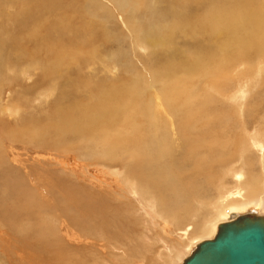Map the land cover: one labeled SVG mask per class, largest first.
<instances>
[{"label": "rangeland", "instance_id": "rangeland-1", "mask_svg": "<svg viewBox=\"0 0 264 264\" xmlns=\"http://www.w3.org/2000/svg\"><path fill=\"white\" fill-rule=\"evenodd\" d=\"M130 1L131 2L134 1L135 4L139 6L138 9L135 8L138 11V13H136V17L127 16V20H126L127 27L133 26L134 28L133 33H129L127 30L124 29L123 27L124 24L122 25L121 18L120 20L119 19L116 20L118 21V23L116 21L114 22V20L111 19L105 20L104 18L102 19L101 17L99 18L94 15H90L89 17L84 19L87 16V14H85L86 11L88 12L91 7V4L87 0L86 1L85 0H32V1L31 0H9V1L0 0V27H1L0 36H6L15 39L14 37L17 38V36H21L25 34L26 31H30V30H34L35 28H38L37 30L42 32V34L47 33L55 37L57 33V30L55 29L59 28L57 25H60L65 29H67V27L68 29H74L75 26L73 23L78 21L82 28L88 26L89 22L92 24V22L96 23L97 21H99V24L105 28L107 33L111 31V33H108L109 37H106L102 31H99L98 33V38L100 37V41L104 45L99 46L98 44H96L99 48V51L95 56V58L93 59L94 63L92 62L93 64H91L94 66V68L92 67L93 68L92 71L90 70L89 67H86L85 65L81 67V69H79L78 66L75 68L74 66L70 67V69L73 68L74 70L72 74L69 75L70 78H73L70 81L66 80L67 73L59 72L56 70L55 73H53V76L55 78L51 75L52 78L50 79V81L47 80L46 84L41 85L38 88H34L33 90L29 89L30 91H32L30 92L29 90H26L24 87L26 86L29 87L32 81L39 78V73H40L39 70L32 72L28 70V72L31 73L29 74L30 75L29 79L26 80L19 79V81L16 83L18 85H15L16 81L14 82L11 77L13 76V73L18 74L19 71L24 67L28 68V64L35 63L34 61L29 62V59L27 61L26 59L22 58L21 62L16 63V66H14V63L9 64L8 62H6L8 64L5 63L0 64V68H3L0 69V73H1L0 74V105L1 106L3 105L2 108L0 106V110L4 109L3 111L2 110L0 111L1 113L0 118L6 119V117L9 115L7 110L8 108L14 109L18 107L17 109L19 110V114L12 116V118L11 116L10 117L8 116L9 118L7 119L9 120L7 121L6 119L5 122L4 119L3 120L4 125L0 126V154L2 155V159H0V229L7 232L8 238L11 236L10 237L11 239L10 238L9 239L11 242L13 241L14 243L12 244V248L13 246H15L12 250V253L10 251L12 249L11 247L10 248L3 247L2 255L0 254L1 255L0 257H2L3 255L7 257L9 256L11 261L5 262V259H0V264H5V263L7 264H21V263L22 264L23 263L24 264L27 263L28 264H162V263L174 264L176 262L177 257L166 256L167 252L160 250L162 249L161 242L164 240L163 242L166 241L168 243V241L171 239L174 238L180 239L179 236L181 235L177 234L176 231L179 232L182 231L183 228L189 224H191L192 226L193 222H191V219L189 217H191L193 214H197L198 218L195 219V222L197 221L200 222L205 218L206 210L203 208V203L205 201L212 202L213 204L214 202L216 204L217 203L219 204V202L222 199L221 195L232 193L233 191L230 190L231 189L235 190L237 188V184L234 182V178H233L234 175L225 173L223 171L224 168H226L229 165L228 168L230 170H232L234 166V169L237 173L244 172V169L238 171L240 169L239 165L247 164L249 168L247 169L249 174L245 178L243 175L240 176L241 178L239 179L241 181V183L239 182L240 185L245 184V181L247 179V180H252L255 183V185L253 186V190L260 191V189L263 188L264 169L262 167L264 166V146L262 147L261 151L259 149H256L255 146L258 144V142L261 139L255 134H258L261 129H264V124H263L264 121L261 122V119L264 118V99H262L264 98V57L263 59L260 60V57L264 56V54L257 51H253L254 49L249 47L247 43H245V41L243 42L246 45L242 44V46L238 48L240 50L239 53L236 51H226L224 53L221 52L215 55V59L214 57L213 59H208L209 62L207 61V63L208 64L210 63L211 67L204 66L202 67L201 70V65H199L198 72L200 71L203 75L204 74L210 75L213 72V70L211 69L214 68L213 60H215V63L217 65L220 64L221 58L226 59L227 60L226 62H229V64L226 63L222 65L216 73L211 74L210 76L207 77V79L203 78L202 75L204 81L198 82L196 79L194 80L193 78H188V76L185 73L181 74L180 72L176 74L175 77L177 78L174 77L175 79L171 78V80L167 81L168 78H164L163 80L166 81L165 83L168 82V84H171L172 86L174 85H176V87L178 86V88H176L179 91L178 96L180 97V98L178 97L177 99L178 102L183 103L187 101V99L190 101L189 105L184 109L181 108L179 115H177V117L181 119L184 118L186 115H190L191 113L194 116V119L191 122V126L186 129H181V136H180L181 141H180L179 150L180 153H183L182 154L183 156H187V158H190V161L188 163L184 162L183 160L178 161L175 160L174 158L169 159L167 157H164V160L159 163L164 165L163 169L165 174L161 175V173L158 171L156 167L155 162L152 160L153 158H155L157 161L156 163H158L160 157L158 156L156 150L152 151V153L147 152V149L145 148L146 138H145V142L141 141L139 145L137 144L134 145L133 143H131L132 145L129 144L122 145L121 143L122 141H120L122 137L119 139V141L115 140L114 134L118 131L124 132V136L127 134L126 131L129 134L133 132V129L130 125L126 127V124L131 122L130 120L131 117L129 114L133 115L136 108L139 110H144L148 103L146 96H144L146 94L141 92L145 89V82H147L150 79V78L149 79L146 78V76H150L151 73H146V71H148L149 67L151 70L158 69L156 68V64L158 62H154L155 59L152 53L153 52L152 48H147L145 50L139 49V48H143L146 45V42L144 41L146 38L143 37L140 33H138L137 29H135L136 24L137 23L140 24L141 22L144 25H146V27H148L149 22L152 20L151 18L152 15H149L150 12L148 11V8L149 7L151 8L153 4L150 5L151 0H139L140 2L138 0H129L128 2ZM220 1L218 5H220ZM226 1H230V0H226ZM57 2L60 5L57 4ZM167 3L177 8L180 7L178 1H174L173 3L171 2H167ZM165 5L168 4L166 3L162 4V2L159 4L156 3L154 5V10L157 11L159 10L158 7H165ZM108 7L109 9H112V6H108ZM243 7H246L251 12L262 10L260 9V7L262 6L258 2L251 4L250 6L246 3H243ZM144 10H146V15L143 14ZM51 11L53 14L51 13ZM6 13L7 14L9 13L8 16ZM36 13H38L37 16H35ZM59 13L65 14L66 16L63 17H65L66 19L62 17L61 18L62 21L58 20L56 17H58ZM117 13L119 12L116 13L114 12L115 15ZM17 14H23L21 16L22 18H20L22 20L21 23L22 27L21 26L19 27L18 20H16L17 21L16 23L12 22V20L15 19ZM55 14L56 16H53ZM139 14L141 15L139 16ZM38 16H40L41 18L40 17L38 18ZM5 18L6 19L9 18L11 22L10 23L4 22L6 20ZM51 18L53 22L57 23L55 26H53L54 23L52 22V20H50ZM37 20H39V23L37 22ZM81 22L83 25L81 24ZM44 24H46V29L44 28L39 29ZM99 24L93 23V25L96 28H98ZM111 24L112 25L114 24V26H112ZM144 25H142V27ZM151 31L152 30L149 28L148 29L146 28V30L144 31L147 35V38L149 37L150 33H152ZM247 32L250 33L251 31H247ZM67 36H69V38L67 37L65 38V40L71 39L72 37L71 35H67ZM118 36H121L123 38V41L121 37ZM197 36L198 35H196V38ZM240 36L243 37L242 34ZM258 36H260L259 33H257V38ZM227 37H229L228 34L226 35L225 39ZM198 38L199 40H201V37ZM165 40H167V37ZM60 41L62 42V40ZM175 41L178 49L181 50L182 44L180 43L179 39L177 38L175 39ZM194 41L195 39L190 42V45H188L190 46L189 49L192 51L190 52H188V50L186 51L187 53L186 56L189 55L190 57L188 58V60L192 59L193 57L192 54L194 52H195L194 55L197 54L196 50L193 48L195 47L193 43ZM253 44L256 45L257 43L255 42ZM223 45L224 46L222 49L225 48L224 42ZM79 48L80 46L78 45V47L74 49L76 50L77 53L81 54L82 51ZM8 49H11V51L13 50L12 48H8ZM226 49L227 48H225V50ZM11 51L5 50L3 51L4 52L3 54L6 53L7 57H10L13 54L12 52L14 50L12 52ZM235 53L236 56L234 55ZM230 55L231 56L234 55L233 57L235 59L231 60V57H229ZM4 57L6 56L4 55ZM195 57L196 56H194L193 58ZM145 62L148 63V67L145 65ZM247 66H251V68L248 71L246 70ZM77 68L78 71H80V73L78 72V74L75 70ZM257 69L259 71L258 75L255 74ZM130 70L131 72H129ZM151 70H149V72H151ZM203 70L206 72L203 73L204 72ZM188 73L190 74V70L188 71ZM132 74L137 75L139 78H129ZM88 77L91 78V85H93L94 82L104 81L107 82L109 85L117 84L118 88L123 89L124 87H127V85L128 88L131 87L132 84V88L129 89L133 91L134 87H136L140 89L139 92L141 93H139L140 95L134 98L133 102L128 103L127 101H122V100L119 102L121 103L119 107H121L120 111L122 110V112L119 111V124L116 125L114 128H108L103 131L100 128L99 129L97 128L98 130L95 129L89 133H86V135H88L87 137L84 134V139L79 143L73 142L72 143L74 145L73 149L75 150L73 151L75 153H73L70 150V148L72 147L71 142L73 140L67 142L68 144L66 145H68L69 148L68 146L66 148L65 145H62L61 147L58 146L60 147L61 151L65 149L68 150V152H65L67 156H69V153H73L72 155L70 154V156L74 157L71 158L72 161L80 165L79 167L76 166L71 167L69 166L71 160L68 159L66 162L69 166V168L67 169L70 170V173L68 175L61 170H58L57 173L53 171V168L50 167L46 169L48 173L46 175L48 177L44 174H41L42 168H44V164H41L42 162L40 160L46 161L48 158L53 159L54 157L51 155L52 153L48 151L43 152L45 151L44 148L40 147L39 145H36L35 148H33V151H31L28 145L26 144L23 145L21 144V142L20 143L10 142L9 145L12 147V149L14 148V153L16 152L15 154L18 155V159L22 161V164L24 163V166H26L25 168L31 170V176H27L26 174H24L21 168L15 169V167L8 162L7 158L4 155V153L8 155L11 153L7 138L11 137L10 133L13 135L12 132L13 130L10 129L8 130V127L6 126L19 125L20 123L18 121H20V118H26L28 120H37V122L46 121L48 117L53 116V113L50 110V105L52 102L56 101L59 96L63 97L60 98L63 101L74 100L75 102H77V103L74 102L71 103L74 104L76 111L79 112L85 111L87 109L86 107L87 102H89L88 104H90L91 106L98 105L106 97L105 92H108L109 95L112 88L106 90L105 92L102 91L97 92L94 89L91 92L89 89L84 88L82 84L83 81H85V78ZM195 78H201V77H195ZM226 78H238L241 82L254 84V86L245 84V86H248L250 88L241 89L245 94H247L248 98L246 100V104L244 102L240 107H237L227 99L222 100L221 99L222 96H219L213 91L212 87L215 86L216 89L218 88L217 90H219V92H221L223 95L230 94V92L234 90V88L236 87L237 80L230 79V81L229 80L227 81ZM129 79H132L131 82L129 81ZM123 80L129 82V84L128 83L126 84L125 82H123ZM113 81H115L114 84ZM171 81L173 83H171ZM121 82H123L124 84ZM133 82L136 83V86H133V84L135 85V83ZM138 82L142 83L144 86L142 87V85H140ZM154 82L157 83V80L155 79ZM199 86L200 88L196 90L195 87H199ZM23 89L24 91L18 93ZM90 93L92 95H90ZM114 93L117 96L121 95L118 92H113L111 93L113 99H114L113 96ZM38 94L39 95L42 94L41 97L43 101L41 100L39 102L36 99L39 96ZM78 94L80 95V97L76 98L75 96ZM91 96L94 97L91 98ZM23 97L25 98L26 101H24ZM34 99L37 100L36 103L33 102L36 101ZM169 99L172 102L175 101V99H172L170 97ZM28 100H30L31 102L30 101L28 102ZM77 100H82L83 102H78ZM261 101L263 103H261ZM125 110H128V112L126 113ZM43 111L44 114H42ZM45 111L48 113L45 114ZM125 114L127 116H125ZM75 118H77V116ZM10 122L11 124H9ZM242 123L244 127L242 126ZM194 128H196V131H194ZM139 129L142 133L145 134V137L153 136L147 125L141 124ZM65 130H66V126H64V131ZM34 131H36L37 133H42L44 130L43 127L39 126L34 128ZM98 131H101L103 133L101 134V132L99 133ZM60 133L61 132L59 131L57 134L59 135ZM157 134L161 135L162 133H157ZM53 135H55V133L53 132L49 133L48 135L45 134L46 140H48L49 142L50 139L53 137ZM110 135L112 136V139ZM90 141H94L99 144L105 143L107 144V146L111 145L110 147L112 148L115 147L116 149L117 146L118 148H120L121 146H125L123 147L125 148L123 153L124 154L127 152L130 153L129 151H131L132 155H126V157H123L122 155L124 154L121 153L120 149L119 151L117 149V151L111 152L112 148L110 149L107 148L108 152L106 151V153L103 155L104 158L100 160L101 158L97 157V154H94L95 152L91 146ZM167 142L168 141L165 142L164 149L166 151V156H169L171 154L170 144L169 142L168 143ZM260 142H262V140ZM82 143H84L85 145ZM77 144H79V146ZM128 145L132 147H129ZM64 146L65 149H63ZM161 146H162L161 144H157L154 146V148L158 149ZM126 147L128 148V150H126ZM61 151H59V153L63 156H66L64 152L61 153ZM108 153L110 155L112 154L111 158H109ZM198 154L201 155V159H199ZM136 156H139L140 158ZM130 157L132 158V160ZM114 158L115 159L118 158L117 159L118 162L115 161ZM89 159L92 160L90 161ZM172 162L175 168L171 166ZM97 164L99 166H97ZM111 168L115 169L116 171L117 169H120L123 175L125 174L126 177L128 176L127 178H130L134 181L136 180L135 179L136 175H142V176L144 175L143 178L149 181L150 185L153 188H155V190H153L152 192H158L159 194L160 198L156 197L158 200L157 202L161 205L159 209L161 211L164 210L166 211V213L158 216V220H157L158 222H156L152 218V215H149L147 213L146 207L143 204H141L139 201H137V204L132 203L131 205L129 204L122 205V209L121 210L118 209L117 211L118 214H117L116 210H109L110 209L109 206L111 203L108 201L107 197L101 195L102 196L101 200L95 198V196L100 195V193L98 192L105 194V191L115 189L116 186L112 185L113 183L112 180L115 179L117 180L119 176L117 175V173H115L116 174L115 176H112L113 169ZM107 170L109 171L108 175L110 179L106 177ZM208 170L209 172H207ZM74 171L77 172L74 173ZM75 174L77 175L79 180L76 179ZM95 175H97L99 179ZM163 176H165L168 179L169 185L175 184L177 188L176 192L170 190L171 189L170 187L164 189L161 186L160 182ZM223 182L227 185V187L230 188L228 190V188L224 187L223 190L224 189L226 190V191L224 190L225 191L224 194L223 192L222 193L218 192V190L221 191ZM31 185H34L35 188L31 187ZM229 185H231L232 187H230ZM100 187H103L108 190L100 189ZM113 191L116 192V189ZM119 191L122 193V187ZM163 196L167 199L166 201H163L162 199ZM239 197L235 198V200L239 199ZM231 203H234V201H231ZM199 205H201L202 210L200 209L198 212H196V206L199 207ZM219 214L220 213H215L212 215L213 217L211 224L218 222L216 220H218L217 215ZM167 215L169 216V218L174 217L175 223H173V227L171 226L167 228L166 225L162 222V221H167L166 218ZM142 219L143 221H141ZM151 219L156 223L153 222ZM153 224L156 227H154ZM209 226L210 225H208L205 228H208ZM79 228L80 230H83L80 231L82 233L79 232ZM162 228H165L166 231L168 230L167 231L169 233L168 236H170V237L166 236L170 238L167 239L168 241L163 239L162 236L161 237L158 236L161 233L160 231ZM171 229L174 231H172ZM60 230L62 231L68 230L70 236L72 237L63 236L66 235V233L65 232L60 233L59 232ZM68 237L71 239L72 243H70ZM159 238H161V242ZM86 244L88 247L85 246ZM0 246L3 245L0 244ZM7 249L8 252H4L7 251ZM161 252L162 254H160ZM155 254L157 255L154 256ZM23 257H25V259ZM20 258L23 259L24 262H22L23 260H20Z\"/></svg>", "mask_w": 264, "mask_h": 264}, {"label": "bare ground", "instance_id": "bare-ground-1", "mask_svg": "<svg viewBox=\"0 0 264 264\" xmlns=\"http://www.w3.org/2000/svg\"><path fill=\"white\" fill-rule=\"evenodd\" d=\"M87 1L91 4V7H90L88 12L86 11L85 14H87V16L84 19H86L90 15H94V16L99 17V18L101 17L102 19L104 18L105 20L111 19V20H114V22L117 19L120 20V18H121L122 25L124 24V26H123L124 29L127 30L129 33H133V31H134L133 26L127 27L126 20H127V16L136 17V13H138V11L135 8L138 9L139 6L136 5L134 1H132V2L131 1L128 2L129 0L128 1H126V0H111V1L110 0H87ZM174 1L179 2V4H180L179 8L167 3V2L173 3ZM219 1L220 0H151L150 5H152V4L153 5L151 6V8L150 7L148 8V11L150 12L149 15H152V17H151L152 20L149 22L148 27H146V25H144L141 21H139V22H141L142 25H144L143 26L144 28L142 27L141 23L136 24L135 29H137L138 33H140L143 37L146 38L144 40L146 42V45L145 46L143 45L144 47L139 48V49L145 50L147 48H152V50H153L152 53H153V56L155 59L154 62H158L156 64V68H158V69H152L151 70L149 67L148 71H146V73H151V74H150V76H146V78H148V79L150 78V79L147 82H145V89L143 88L144 90L142 89L143 91H141L142 93L146 94L144 96H146V99L148 101V103L146 102L147 106L145 107V109L139 110L136 108L133 115L128 113L131 117V119H130L131 122L126 124V127L128 125H130L133 129V132L131 134H129L126 131L127 134L124 136V132L118 131L114 134V138L116 141H119V139L122 137L120 140V141H122L121 142L122 145H127V144L132 145L131 143H133L134 145L135 144L139 145L141 141L145 142V138H146L145 148L147 149V152L152 153V151L156 150L158 156L160 157L158 163H156L157 161L155 158H153L152 160L155 162L156 167H157L158 171L161 173V175L165 174L164 169H163L164 165L159 164V163L164 160V157H167L169 159L174 158L175 160H178V161L183 160L186 163H188L190 161V158H187V156L182 155L183 153H180L179 146H180V141H181V139H180L181 129H186V128L190 127L191 122L194 119V116L192 113L190 115H186L182 119L177 117V115H179L180 109L186 108L189 105L190 101L187 99V101H185L183 103L178 102L177 99L179 97L178 96L179 91H178V89H176V88H178V86L177 87H176V85L172 86L171 84H168V82L165 83L166 81H163L164 78H168L167 81L171 80V78L173 79L176 76V74L180 72L181 74L185 73L188 76V78H193L194 80L196 79L198 82L204 81L203 78L207 79L208 76H210L213 73H216L222 65H224L226 63L229 64V62H226L227 61L226 59L221 58L220 64L217 65L215 63V60H213L214 68L211 69V70H213V72L210 75H207V74L203 75L200 71L198 72V70H199L198 66L201 65V70H202V67H204V66L211 67L210 63L209 64L207 63L208 59H213V57L215 59V55L219 54L221 52L224 53L226 51H236L239 53L240 50L238 48L241 47L242 44H244L243 41H245V43H247V45L249 47L253 48L254 49L253 51H257V52L264 54V0H230V1L221 0L220 5H218ZM58 2H57V4H59ZM161 2H162V4L166 3L168 5H165V7H158L159 10L156 9L157 11H155L154 5L156 3L159 4ZM256 2L261 4V6H262V7H260V9H262L261 11L259 10L256 12H251L246 7H243V3H246L250 6L251 4H254ZM46 5H47V3H46ZM86 6H88V5H86ZM108 6H112V9H109ZM113 7H114V9H113ZM78 8H80V7H78ZM64 10H65V8H64ZM52 11H51V13H52ZM79 12H80V10H79ZM114 12L115 13L119 12V13H117L115 15ZM8 14H7V16H8ZM23 14H17L15 19L12 20V22L16 23L17 22L16 20H18L19 27L20 26L22 27V24H21L22 20L20 18H22L21 16ZM143 14L146 15V10L143 11ZM37 15H38V13H36L35 16H37ZM125 15H126V18H125ZM140 15L141 14H139V16ZM53 16H56V14ZM63 16H66V15L59 13L58 17H56V18L58 20L62 21L61 18ZM39 17L40 16H38V18ZM81 17H82V14H81ZM144 17H143V19H144ZM63 18H65V17H63ZM67 18H68V16H67ZM36 19H37V17H36ZM45 20H46V18H45ZM50 20H52V18ZM80 20H82V19H80ZM144 21H145V19H144ZM4 22L10 23L11 21L9 18H7ZM37 22L39 23V20H37ZM52 22H53V20H52ZM67 22H69V21H67ZM116 22L118 23V21H116ZM53 23H54L53 26H55L57 24L55 22H53ZM93 23L99 24V21H97L96 23L92 22V24L89 22L88 23L89 25L84 27V28L81 27V25L78 21V22L73 23L75 26L74 29H68V27H67V29H65L64 27L57 25L59 28L55 29V30H57V33L55 32L56 35L53 33L55 35V37L50 35V34H47V33L42 34V32L37 30L38 28H35L34 30L26 31L25 34H23L21 36H17V38L14 37L15 39H12V38H9L6 36H0V64H4V63L5 64H8V63L12 64V63H14V66H16V63L21 62L22 58L26 59L27 61L29 59V62L34 61L35 63H31V64L29 63L28 64V68L24 67L23 69L20 70L21 72L19 71L18 74L13 73V76L12 77L10 76L14 82L16 81L15 85H18L16 83L19 81V79L20 80L29 79V77H30L29 74H31V73H29L28 70L31 72L39 70L40 71L39 78L32 81L31 85L29 87H27V86H26L27 88L24 87L26 90H29V89L33 90L34 88H38L39 86L46 84L47 80L50 81V79L52 78L51 75L53 76V73H55L56 70L59 72L67 73L66 80L70 81L73 78H70L69 75H71L72 72L74 71L73 68L70 69V67L74 66V68H75L78 66L79 69H81V67H83L85 65L86 67H89L91 71L94 68V66L91 64L94 63L93 59L95 58V56L97 55V53L99 51V48L96 44H98L99 46L104 45L101 43L100 37L98 38L99 31H102L106 37H109L108 33H111V31L107 33L105 28L102 27L100 24L98 25V28H96L93 25ZM81 24H82V22H81ZM112 26H114V24ZM42 28L46 29V24L42 25L39 29H42ZM146 28L147 29L149 28L152 30L151 31L152 33H150L148 38H147L146 33L144 32L146 30ZM0 29H1V27H0ZM247 31H251V32L249 33ZM226 33L229 35V37H227L225 39V37L227 35ZM257 33L260 34V36H258V38H257ZM118 34H119V32H118ZM241 34L243 35V37L240 36ZM67 35H71L72 37H71V39H68V40L66 39L67 40L66 41L65 38H67V37L69 38V36H67ZM160 35L163 37V39ZM196 35H198L197 38H196ZM118 37H121V36H118ZM166 37H167V40H165ZM198 37H201V40H199ZM177 38L179 39L180 43L182 44L181 50H179L177 47V44L175 41V39H177ZM108 39H107V41H108ZM121 39L123 41L122 37H121ZM194 39H195V41L193 43H194L195 47H193V48L196 50L197 54L194 55L195 52L194 53L191 52V53H193L192 54L193 57L194 56H196V57L195 58L192 57V59L188 60V58H190V57H189V55L186 56V54H187L186 51L187 50H188V52L192 51L189 49L190 46H188V45H190V42ZM60 40H62V42ZM246 41H248V42H246ZM117 42H119V41H117ZM223 42L225 43V48H227L226 50H225V48L222 49L224 46ZM255 42L257 43L256 45L253 44ZM67 43H70V44H67ZM135 43H137V42H135ZM78 45L80 46L79 49L82 51L81 54L77 53L76 50L74 49V48L78 47ZM244 45H246V44H244ZM8 48H12L15 52L13 50H12L13 51L12 52L11 49H8ZM137 49H138V47H137ZM5 50L6 51L10 50L13 54L10 57H7L6 53L3 54L4 53L3 51H5ZM4 55L6 57H4ZM234 55L236 56V53ZM233 56H231V55L229 56V57H231V60L235 59ZM263 57L264 56L260 57V60L263 59ZM112 59H113V57H112ZM199 60H200V62H199ZM6 62H8V63H6ZM149 64H150V62H149ZM145 65L148 67V63L145 62ZM147 67H146V70H147ZM4 68H5V66H4ZM250 68H251V66H247L246 70L248 71ZM0 69H3V68H0ZM75 70H76L77 74H78V72L80 73V71H78V68ZM149 70H151V72H149ZM189 70H190V74L188 73ZM3 71H5V70H3ZM129 72H131V70ZM205 72L206 71H204L203 73H205ZM258 73H259V71L257 69L255 74L258 75ZM8 74H9V72H8ZM10 74H11V72H10ZM202 75H203V78H202ZM195 77H201V78H195ZM129 78H139V77L137 75L132 74ZM154 78L157 80V83L154 82L155 81ZM175 78H177V77H175ZM178 78H180V77H178ZM61 79H64V78H61ZM142 79H143V77H142ZM226 79H227V81L228 80L230 81V79H236L237 80V85L234 88V90H232L230 92V94H228V95L224 94L223 95L221 92H219V90H217L218 88L216 89L215 86L212 87L213 91L216 94H218L219 96H222V98H221L222 100L227 99L228 101H230L231 103H233L237 107H240L242 105V103H244V102L246 104V100L248 97H247V94H245L241 89H249L250 88L248 86H245V84H248L250 86H254V84L241 82L238 78H226ZM131 80L132 79H129L130 82H131ZM138 80H140V79H138ZM114 82L115 81H113V84H114ZM123 82H125L126 84L127 83L129 84V82H127V81L123 80ZM123 82H121V83H123ZM133 83H135V82H133ZM171 83H173V82L171 81ZM82 84H83L84 88L89 89L91 92L93 91V89L97 92H101V91L105 92L106 90H108L110 88H112V89H111L109 95H108V92H105L106 97L98 105L91 106L90 104H88L89 102H87L86 103L87 109L85 111H82V112L76 111L74 104L71 102H74V103H77V102H75L74 100L63 101L62 99H60L63 97L59 96L57 98V100L52 102L50 105V110L53 113V116L48 117V119L46 121L37 122V120H28L26 118H20V121H18L20 123L19 125L6 126V127H8V130L9 129L13 130L12 131L13 135L10 133L11 137L7 138L8 139L7 140L8 145L10 142L11 143L12 142H15V143L21 142V144H23V145H25V144L28 145L30 147L31 151H33V148H35L36 145H39L40 147L44 148L45 151H43V152L48 151V152L52 153L51 155L54 157L53 159L48 158L49 159V160L47 159L48 161L47 160L46 161L40 160L42 162L41 164H44V168H42L41 174H44V175L48 174L46 169L48 167H50V168H53V171H55V172H57L58 170H61V171H64L68 175L70 173V170L67 169V168H69V166L79 167L80 165H78L76 162L72 161L71 158H74V157L70 156V154L72 155L73 153H75L74 152L75 150L73 149L74 145L72 143L73 142L79 143L80 141H82L84 139V134L86 135V133H89L95 129L98 130L100 128L103 131V130H106L108 128H114L116 125L119 124V111L121 108V107H119L121 105V103H119V102L121 100L127 101L128 103L133 102L134 98L136 96L140 95L139 93H141V92H139L140 89H138L136 87H134L133 91L130 90L129 88H132V84H131V87L128 88V85H127V87H124L123 89L118 88L117 84L116 85L115 84L109 85L107 82H104V81L94 82L93 85H91V78L90 77L85 78V81H83ZM139 84L142 85V87L144 86L142 83H139ZM133 86H136V83H135V85L133 84ZM216 86H217V84H216ZM195 88H196V90H198L200 88V86L195 87ZM22 91H24V89L19 91L18 93H21ZM29 91H27V92H29ZM30 92H32V91H30ZM113 92H118L121 95L117 96L114 93L113 94L114 99H113L112 94H111ZM22 94H24V93H22ZM79 94L76 95L75 97L76 98L80 97ZM31 95H32V93H31ZM90 95H92V94L90 93ZM41 96H42V94H40L36 98L39 102L42 100ZM168 96L172 99H175V101L172 102ZM93 97L94 96H91V98H93ZM20 98H21V96H20ZM25 98H26V96H25ZM25 98H24V101H26ZM196 98H197V96H196ZM36 99H34V100H36ZM262 99H264V98H262ZM37 100L33 101V102L36 103ZM82 100H77V101L83 102ZM213 100H215V99H213ZM29 101L30 100H28V102ZM253 102H255V101H253ZM261 103H263V102L261 101ZM38 105H40V104H38ZM2 107H3V105L1 106V108ZM17 108L18 107L14 108V109L8 108L7 110H8L9 115L8 114H6V115H8L9 117L11 116V118H12V116L19 114V110ZM46 111H45V114L48 113ZM120 112H122V110ZM125 112L127 113L128 110H125ZM241 112H243V111H241ZM3 114H4V112H3ZM42 114H44V111ZM56 114H57V116H56ZM0 115H1V113H0ZM8 116L6 117V119L9 118ZM55 116H56V118H55ZM76 116H77V118H75ZM125 116H127V115L125 114ZM4 117H5V115H4ZM11 118H10V120H11ZM17 118H18V115H17ZM126 118H128V117H126ZM4 119L5 118H3V119L0 118V126L4 125L3 124ZM6 119H5V122H6ZM8 120L9 119H7V121ZM263 121H264V118L261 119V122H263ZM16 122H17V119H16ZM253 122H254V120H253ZM253 122H252V124H253ZM9 124H11V122ZM141 124L147 125L153 136L145 137V134L142 133L139 129ZM258 125H259V123H258ZM39 126L43 127L44 131L42 133H37L38 130H37V132L34 131V128L39 127ZM64 126H66L65 131H64ZM242 126H243V123H242ZM125 128H123V129H125ZM154 129L156 130V132ZM59 131L61 133L58 135L57 133ZM194 131H196V128H194ZM51 132L55 133V135H53V137L48 142V140H46V138H45V134L48 135ZM98 132L100 133L101 131H98ZM102 133L103 132H101V134ZM157 133H162V134L158 135ZM255 135L258 136L262 140V142H260L261 141L260 140L256 146L254 145L256 147V149H259L261 151L262 147L264 146V129H261L259 131V133L255 134ZM87 136L88 135H86V137ZM210 136H212V135H210ZM249 136H250V134H249ZM110 137L112 139L111 135H110ZM70 141H72L71 142L72 147L70 148V150L73 153H69V156H67L65 154V152H68V150L65 149V146L67 148L68 145H66V144H68L67 142H70ZM166 141H168L170 144V153L171 154L169 156H166V151L164 149ZM90 142H91L92 148L94 149V152H95L94 154H97V157L101 158L100 160H102V158H104L103 155L106 153L107 148L108 149L112 148V147H110L111 145L107 146V144H105V143L99 144V143L94 142V141H90ZM82 144H84V143H82ZM157 144H161L162 146L159 147L158 149H155L154 146ZM62 145H65L63 147V149H65V150H63V151L60 150V147ZM77 145L79 146V144H77ZM13 146H14V144H13ZM15 146H16V144H15ZM52 146H53V149H52ZM58 146H60V147H58ZM89 147H90V145H89ZM123 147H125V146H121L120 148H118V146H117L118 151L120 149L121 153H123V151L125 149ZM129 147H132V146H129ZM68 148H69V146H68ZM9 149L11 152L9 155L4 153L8 162L11 163L15 167V169L21 168V170L24 172V174H26L27 176H31V170H28L27 168H25L26 166H24V163L22 164V161H20L18 159V155L15 154L16 152L14 153V148L12 149V147L9 145ZM87 149H88V147H87ZM117 149L114 147L111 149V152L117 151ZM126 150H128L127 147H126ZM59 151H61V153L64 152V154L66 156L61 155L59 153ZM129 152L131 153V151H129ZM130 153H128V152L125 154L123 153L124 155H122V156L126 157V155H132V153L131 154ZM118 154H119V152H118ZM111 155L109 154V158H111ZM198 155H199V159H201V155L200 154H198ZM47 157H49V156H47ZM136 157H139V156H136ZM132 158H131V160H132ZM0 159H2L1 154H0ZM68 159L71 160L70 164H72V165L69 164V166H68V164L66 163ZM75 159H76V157H75ZM117 159H115V161L118 162ZM96 160H97V158H96ZM123 160H125V159H123ZM257 160H259V159H257ZM100 162H102V161H100ZM135 163H136V161H135ZM229 163H230V161H229ZM104 164H106V163H104ZM117 164H119V163H117ZM149 165H150V163H149ZM97 166H99V165L97 164ZM100 166H101V164H100ZM105 166H107V165H105ZM109 166H110V164H109ZM171 166L173 168H175L173 162L171 163ZM228 166L226 168H224L223 171L227 174H233L234 175L233 178H234V182L237 184V188L235 190L231 189L230 191H233V192L236 191V192H234V193L233 192L232 193L227 192L228 194L225 195L224 192L226 190L224 189L225 190L224 191L223 188L226 187V188H228V190L230 188L227 187V185L223 182L222 183V189H221V191L218 190V192L219 193L223 192L224 195H221L222 199L219 202V204L217 203L218 206L215 202L213 204L212 202H206L205 201L203 203V208L206 210L205 218L200 222L199 221L195 222V219L198 218L197 214H193L191 217H189L191 219V222H193V224H192L193 227L191 226V224H189V225H186L182 231H180V232L176 231L177 234L181 235V236L178 235L180 237V239L174 238V239H171L168 241L167 239H170V238H168L170 236H168L169 235V233L167 232L168 230L166 231L165 228L161 229L160 234L158 232L159 235L158 234L157 235L159 237L162 236L163 239L168 241V243L166 241H165L166 242L165 243V242H163L164 240L162 239L163 241L161 242V238H159L160 242H161V248H162L160 250L164 251V252L166 251L167 252L166 256H168V257H172V256L177 257L176 262L174 264H178L180 262V260L190 251V249L197 242H199L203 239L210 238L216 229V225L220 222L227 221L232 216V214L234 215V214L243 213V212H247V211L252 210V211L256 212L257 214L264 215V183H263V188H261L260 191L253 190V186L255 185V183L252 180L246 179L245 184L240 185V183H241V181L239 180V179H241L240 176L243 175L245 178L249 174V172L247 170V169H249L247 164L239 165L240 169L238 171H241V169H244V172H238V173L235 171L234 166H233L232 170H230L228 168ZM111 167H113V166H111ZM85 168H87V167H85ZM262 168L264 169V166ZM100 169H102V168H100ZM111 169H113V168H111ZM122 169H123V167H122ZM71 172H72V170H71ZM75 172H77V171H74V173ZM207 172H209V170ZM106 173H107L106 177L110 179V177L108 175L109 171L107 170ZM115 173H117V175L119 176L118 178L116 177L117 180L113 177L116 181L112 180V182H113L112 185L116 186L115 187L116 192L113 191L115 189L108 190V189H105L103 187H100V189H105L108 191H105V194L98 192V193H100V195H98L99 197L95 196V198L98 200H101V197H102L101 195H103L104 197H107L108 201L111 203L109 206V208H110L109 210H116V213H117L118 209L119 210L122 209V205H124V204L125 205L126 204L131 205L132 203L137 204V201H139L141 204H143L146 207L147 213L149 215H152V218L156 222H158L157 221L158 216L166 213V211L165 210L161 211L159 209V207L161 205L157 202L158 200L156 198V197H159V194H158V192H152L153 190H155V188H153L150 185L149 181H147V180H145V178H143L144 175L143 176L142 175H136L135 176L136 180L134 181L130 178H127L128 176L126 177L125 174L123 175V173L120 171V169H117V171L115 169H113L112 170V176H115L116 175ZM133 175H135V174H133ZM95 176L97 177V175H95ZM169 176H170V174H169ZM75 177L77 180H79V178L77 177L76 174H75ZM108 182H110V181H108ZM212 182H213V180H212ZM160 184L164 189L167 187H170L171 188L170 190H173L174 192L177 191L175 184L169 185V181L165 176L162 177ZM229 186L232 187L231 185H229ZM240 186H241L242 190L240 189ZM31 187H34V185H31ZM121 187H122V193L119 191L121 189ZM198 189H197V191H198ZM204 190H205V188H204ZM117 191H119V192H117ZM198 193H199V191H198ZM237 197H239V199H237L238 201L235 200V198H237ZM219 198H221V197H219ZM162 199H163V201L167 200L164 196L162 197ZM231 201H234V203H231ZM216 202H218V201H216ZM201 203H202V201H201ZM206 203H207V205H206ZM200 209L202 210L201 205H199V207L196 206V212H198ZM215 213H220L219 215H217L218 220H216V221H218V222L211 224L212 217H213L212 215ZM115 215H113V216H115ZM129 217H130V215H129ZM139 218H140V216H139ZM166 218H167V221H162V222L166 225L167 228H169L171 226L173 227V223H175L174 217L169 218V216L167 215ZM60 219H61V216H60ZM106 219H108V218H106ZM141 221H143V219ZM155 221H153V222H155ZM135 222H137V221H135ZM146 225H147V223H146ZM208 225H210V226L208 228H205ZM154 227H156V226L154 225ZM194 227H195V229H194ZM3 228H5V227H3ZM65 229H66V227H65ZM80 231H83V230H80V228H79V232ZM172 231H174V230H172ZM203 231H204V233H203ZM59 232L60 233L65 232L66 235H63V236H70V233L68 232V230H65V231L60 230ZM80 233H82V232H80ZM171 234H172V232H171ZM18 235H19V233H18ZM166 236H168V237H166ZM70 237H72V236H70ZM9 238L7 237V232L0 229V244L3 245V246H0V254L1 255H2V251H3V247H8V248L11 247L12 248V244H14L13 241L12 242L10 241L11 238L10 239ZM68 239H69L70 243H72V241L69 237H68ZM81 241H79V242H81ZM85 246H87V244ZM14 247L15 246H13V248ZM13 248L10 250L11 253H12ZM4 252H8V249H7V251H4ZM5 254H8V253H5ZM13 254H15V253H13ZM160 254H162V252ZM156 255L157 254H155L154 256H156ZM23 258L25 259V257H23ZM0 259H5V262L11 261L10 257L9 256L7 257L5 255L0 257ZM134 259H136V258H134ZM20 260H23V259L20 258ZM12 261H14V260H12ZM168 261H170V260H168ZM22 262H24V260ZM5 264H7V263H5Z\"/></svg>", "mask_w": 264, "mask_h": 264}, {"label": "water", "instance_id": "water-1", "mask_svg": "<svg viewBox=\"0 0 264 264\" xmlns=\"http://www.w3.org/2000/svg\"><path fill=\"white\" fill-rule=\"evenodd\" d=\"M178 264H264V215L252 210L232 214Z\"/></svg>", "mask_w": 264, "mask_h": 264}]
</instances>
